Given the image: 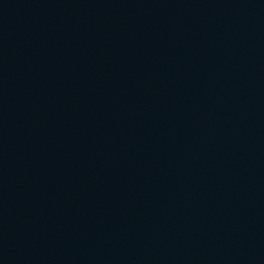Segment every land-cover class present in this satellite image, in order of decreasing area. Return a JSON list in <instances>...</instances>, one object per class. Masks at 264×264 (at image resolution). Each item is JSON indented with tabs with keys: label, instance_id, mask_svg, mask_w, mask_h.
<instances>
[{
	"label": "water",
	"instance_id": "obj_1",
	"mask_svg": "<svg viewBox=\"0 0 264 264\" xmlns=\"http://www.w3.org/2000/svg\"><path fill=\"white\" fill-rule=\"evenodd\" d=\"M0 264H264V0H0Z\"/></svg>",
	"mask_w": 264,
	"mask_h": 264
}]
</instances>
